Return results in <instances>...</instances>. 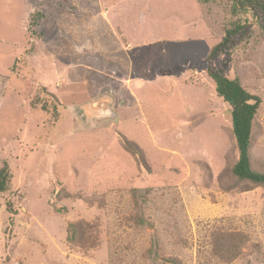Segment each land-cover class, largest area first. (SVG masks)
I'll return each mask as SVG.
<instances>
[{"label": "rangeland", "instance_id": "rangeland-1", "mask_svg": "<svg viewBox=\"0 0 264 264\" xmlns=\"http://www.w3.org/2000/svg\"><path fill=\"white\" fill-rule=\"evenodd\" d=\"M230 4L0 0V264H264V185L233 176L230 107L207 73ZM242 17L256 32L225 73L262 98L250 155L264 173V39ZM103 96L107 114L85 108ZM135 200L154 228L134 225ZM229 234L236 256L221 257Z\"/></svg>", "mask_w": 264, "mask_h": 264}, {"label": "trees", "instance_id": "trees-1", "mask_svg": "<svg viewBox=\"0 0 264 264\" xmlns=\"http://www.w3.org/2000/svg\"><path fill=\"white\" fill-rule=\"evenodd\" d=\"M217 0H197L200 4L215 3ZM228 11L232 19L225 23L223 35L218 43L212 46L206 57L207 73L215 84V91L218 97L229 105L232 119V131L239 151L236 163L231 167L233 176L238 180L250 183L253 186L264 185V173L255 171L251 164L250 149L252 144L253 121L259 113L262 98L252 93L238 76L230 78L226 75L225 69L232 62L231 56L234 51L247 43L255 35L256 29L253 22L242 16L249 14L257 26L259 36L264 39V0H231ZM220 55L224 56L222 68H216L213 61ZM45 92L46 89L43 88ZM54 103L61 105L55 95L50 94ZM34 105H40L41 110L51 113V102L45 96L37 95L33 101ZM57 113L53 110V117ZM125 149L135 156L142 166L147 168L142 150L130 140L120 135ZM12 172L7 162H3L0 167V195L5 193L11 184ZM135 196L136 192L133 191ZM135 214L132 221L139 228H154L144 213L143 204L135 200ZM80 235L79 225L75 222L67 223V241L74 243ZM242 235V234H241ZM228 237L219 235L215 238L214 247L219 255L222 253L236 256V248ZM170 264H182L178 258H168Z\"/></svg>", "mask_w": 264, "mask_h": 264}, {"label": "water", "instance_id": "water-1", "mask_svg": "<svg viewBox=\"0 0 264 264\" xmlns=\"http://www.w3.org/2000/svg\"><path fill=\"white\" fill-rule=\"evenodd\" d=\"M111 102H112V98L111 97L103 96V97L98 98L96 101H93V102H90V103L86 104L85 108L87 110H92V109L94 110L95 109V110H97V113L107 114L108 112L103 111L101 109V104H104V103L111 104Z\"/></svg>", "mask_w": 264, "mask_h": 264}]
</instances>
